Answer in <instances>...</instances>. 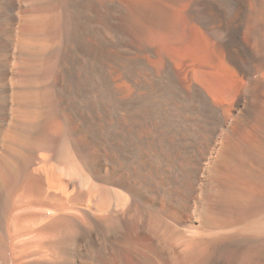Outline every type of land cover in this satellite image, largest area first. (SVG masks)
Returning <instances> with one entry per match:
<instances>
[{
	"label": "bare ground",
	"instance_id": "6f19581e",
	"mask_svg": "<svg viewBox=\"0 0 264 264\" xmlns=\"http://www.w3.org/2000/svg\"><path fill=\"white\" fill-rule=\"evenodd\" d=\"M0 264H264V0H0Z\"/></svg>",
	"mask_w": 264,
	"mask_h": 264
}]
</instances>
